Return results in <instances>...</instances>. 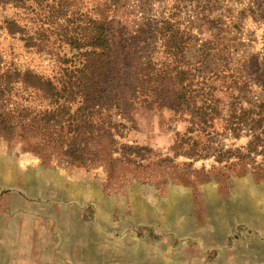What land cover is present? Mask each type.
Masks as SVG:
<instances>
[{
    "label": "rangeland",
    "instance_id": "rangeland-1",
    "mask_svg": "<svg viewBox=\"0 0 264 264\" xmlns=\"http://www.w3.org/2000/svg\"><path fill=\"white\" fill-rule=\"evenodd\" d=\"M59 1L0 0V77L6 71L12 77L11 89L0 94V217L6 246L0 261L264 264V139L248 146L249 119L232 131L236 121L257 119L240 109L259 110L255 105L264 101L258 84L264 24L239 13L248 0H218L224 7L211 18L220 12L222 28L193 31L197 43L213 47V57L188 85L193 110L180 111L153 92L156 77L167 80L175 68L153 28L173 12L188 25L194 1L71 0L59 18L62 25H83L81 11L94 13V6L106 1L125 46L116 73L107 67L100 72L104 107L94 119L119 126L101 137V152L93 133L84 156L98 152L104 158L91 164L69 157L82 148L80 98L65 103L13 78L16 71L32 70L55 80L61 68L50 53H75L63 41L52 44L49 29L55 28ZM11 21L17 33L7 31ZM26 35L36 45L28 46ZM143 65L153 68L149 78L139 73ZM197 81L204 84L197 85L203 91L196 89L195 96ZM123 157L133 163L106 166L104 159Z\"/></svg>",
    "mask_w": 264,
    "mask_h": 264
},
{
    "label": "trees",
    "instance_id": "trees-1",
    "mask_svg": "<svg viewBox=\"0 0 264 264\" xmlns=\"http://www.w3.org/2000/svg\"><path fill=\"white\" fill-rule=\"evenodd\" d=\"M193 1L194 3L190 7V19L186 21L188 25H184L185 21L180 19L178 12H173L168 14V17H162L158 20L153 28L154 34L162 41L166 53L170 54L175 61L174 74L169 75L167 80L159 78L160 74L158 76L156 75L155 82L157 83H155L153 92L161 99L163 98L164 101H167L174 111H180L182 109L193 110L192 108L194 104H196V101L192 99V96L191 99L187 98L188 85L192 84L194 76L198 78L202 73L203 68H200L201 66L203 67L212 63L213 54H211L209 50L213 47H209V43H197L198 38L193 34V31L201 32L203 27H206L209 31L222 28L220 25L222 18L219 16L221 13H217L218 17L211 18V15L214 11L221 9V7L223 8L224 4H221L218 0ZM70 4H73L71 0H60L58 2L57 14L55 15V19H53L55 28L54 30L49 29V33L54 35V38L51 36V38H53L52 44H55L56 41H63L71 47V50L75 51V53L69 55L65 53L62 55H60V53H50L51 56H56L54 61H56L61 68L59 77L53 80L45 78L32 70H26L22 72L16 71L13 74V78L21 80L24 84L32 88L44 90L46 94H49L55 100L63 99L65 103L66 101L68 103L76 98H80L82 110L78 111H82L83 113H81V119L78 121V128L82 137L80 138L82 148L79 149L80 153L78 155H73L72 153L69 157L80 161L82 164H91L104 158L97 154L101 152V137L110 135V129H115L119 126L118 123H106L102 120L94 119V116L99 117L104 107L101 101L102 95L98 87L100 83V72L103 71L104 67H107L110 68L113 73H116L117 69L115 66L117 64L118 54L123 53L122 51L125 49V46L124 43H121L123 37L116 34V30L112 24L113 22L109 17V10L112 3L106 1L97 3L94 6V13L81 11L85 18L83 25H76L73 23H71L70 26L67 24L62 25V23L59 22L61 20L59 18L65 17L67 12L64 8L70 6ZM178 9H181V7H178ZM78 11L79 7H77L76 12ZM239 13L241 15L248 14L254 21L264 24V0H248L245 7ZM76 19L77 17L75 16L73 20ZM6 28L9 33H17L15 29L16 24L12 21L6 24ZM76 29H78L79 32H77ZM46 38H48L47 40L49 42V37L46 36ZM24 40H26L28 46L36 45L34 42L36 39H33V37L29 35H26ZM38 40L39 42L42 41V39L39 38ZM194 47L196 53L187 58L186 55L189 49ZM190 65L193 67H189ZM261 65L258 84L264 93V56ZM152 70L153 68L150 67V65H143L140 67L139 73L144 72L143 75L149 78ZM1 77L0 94L3 95L8 92L7 90L11 89L9 88V82L12 78L11 72L6 71ZM202 79L204 80V77ZM164 81H167V83L165 84ZM198 84L203 85L204 82L197 81V83H195L196 87H192L195 96V93L200 94L196 89L203 91L202 87H197ZM98 93H100V95ZM113 94L114 93H110V96ZM116 94L117 93L114 95ZM206 94H209L208 91ZM208 101L211 102V98H209ZM255 107L259 108V110L242 108L240 111H242V114L253 113L257 116V119L246 117L244 121H236L233 123L236 124V126L232 127V131L234 132L238 130L239 123L246 124L245 121L249 119V123L251 122L252 125L249 129V131H251V139L248 146H252L261 139H264V116L260 114V111L264 108V101H260ZM106 108L109 107L106 106ZM198 108L201 109L200 106ZM93 133L100 148H98L97 153H92L91 157H85L84 155L87 156L88 144L93 138ZM235 134L237 135L238 133ZM75 151L76 149L74 152ZM110 151L112 154L114 149L111 147ZM104 160L108 167L114 164L127 167L126 163H133L132 161L134 159L132 157H123V159L109 158ZM110 174L113 176V171L110 172Z\"/></svg>",
    "mask_w": 264,
    "mask_h": 264
},
{
    "label": "crops",
    "instance_id": "crops-1",
    "mask_svg": "<svg viewBox=\"0 0 264 264\" xmlns=\"http://www.w3.org/2000/svg\"><path fill=\"white\" fill-rule=\"evenodd\" d=\"M3 234H4V218L0 217V253L4 252L5 247H6L4 243ZM0 264H6V263L4 261H0Z\"/></svg>",
    "mask_w": 264,
    "mask_h": 264
}]
</instances>
